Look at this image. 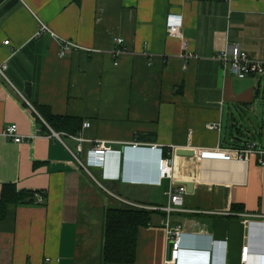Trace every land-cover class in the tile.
I'll list each match as a JSON object with an SVG mask.
<instances>
[{"label": "crops", "instance_id": "crops-1", "mask_svg": "<svg viewBox=\"0 0 264 264\" xmlns=\"http://www.w3.org/2000/svg\"><path fill=\"white\" fill-rule=\"evenodd\" d=\"M170 14L182 16L181 36L168 33ZM42 23L79 47L59 56V39L49 31L37 34ZM120 36L126 50L116 55ZM234 44L264 61V0H0V63H7L8 77L0 73V196L5 183L43 191L0 210V264H43L46 256L51 264H106L108 208L129 206L124 198L166 205L168 192L179 185L187 189L186 181L193 186L183 209L169 215L170 225L184 231L177 264H209L211 239H227V264H264V255L253 253L242 261L247 240L252 250H264V240H252L255 223L264 222V164L257 153L243 160L198 159L175 151L173 181L118 178L124 154H133L124 145L135 141L166 150L248 141L264 147L257 126L262 77H239L215 58ZM34 101L55 114L81 116L79 133L58 138ZM246 119L252 125L247 130ZM214 122L220 129L207 126ZM11 123L24 136L21 142L3 134ZM98 140L122 153L109 154L106 168H86L73 152L82 142L79 157L87 164ZM136 151L146 161L130 168L134 176L155 177L158 151ZM166 218L165 211L155 210L152 222L138 228L134 262L113 264H163ZM248 219L254 225L247 226Z\"/></svg>", "mask_w": 264, "mask_h": 264}, {"label": "built area", "instance_id": "built-area-1", "mask_svg": "<svg viewBox=\"0 0 264 264\" xmlns=\"http://www.w3.org/2000/svg\"><path fill=\"white\" fill-rule=\"evenodd\" d=\"M182 16L170 14L167 17V30L170 35L181 36V26H182ZM43 31H49L55 38H58L60 41L59 56H64L68 52L79 47L78 44L73 41L59 36L54 31H52L45 23H42L40 31L37 34H40ZM9 39L5 40L4 43L8 44ZM115 41L118 43V47L112 50L116 55L123 53L126 50L125 39L124 37H116ZM215 58L218 59L222 68L230 69L239 77H245L248 75L263 77L264 76V61L259 59H254L249 56L248 52L245 51L239 44L229 45L225 49L219 51L215 54ZM7 68V63H0V73L6 77L5 69ZM27 100V99H26ZM85 126L90 125V122L86 121ZM209 128L220 129V123H208ZM3 134L10 139L21 142L24 139L19 133L17 123L8 124L4 130ZM54 134L60 138L61 135L68 134L67 132H55ZM34 135H30L28 138H32ZM75 136V135H74ZM77 137V136H76ZM79 138V137H77ZM82 141V138H79ZM134 149H144V150H157L158 156L156 159V172L155 177H152V182L154 184H161L163 179L169 178L171 181L174 179L175 173V163H174V154L176 151V146L172 145L169 150L165 151L163 146L158 144H149V145H140L137 141L130 144H125L124 148ZM195 150V155L198 159L206 157H236L237 159L243 160L250 153H257L259 155V163L264 164V147H259L258 144L254 141H248L242 145H235L229 147L217 146L215 148H201V147H191ZM83 152L82 142L77 146V151L73 152L78 161L87 168L88 165H101L109 154H121L122 149L113 148L111 145H108L106 141H94L93 146L87 152L88 163L82 162L80 159V154ZM96 182L106 190L110 191L114 195L118 196L115 192L106 187L102 182L96 179ZM186 186L179 185L177 188H172L169 194V202L166 205H148L140 203L137 201H132L129 199H121L127 205L143 209H154L161 210L167 213V218L164 220V227L166 231V239L168 244V251L165 254L163 264H177L181 256V251L183 248V234L184 231L180 225L171 226L169 223V215L174 210L183 209L184 205V195L186 193ZM119 197V196H118ZM261 218H264V215ZM252 220H246L247 226H251ZM264 221V220H262ZM250 246L247 240V243L243 247V256L242 261L247 262ZM216 251L217 257L215 261H212L210 257V252ZM209 253V264H227V239H211L210 245L208 246ZM264 255V254H263ZM53 258L51 256L44 257L43 264H51ZM27 264H31L30 262Z\"/></svg>", "mask_w": 264, "mask_h": 264}, {"label": "trees", "instance_id": "trees-1", "mask_svg": "<svg viewBox=\"0 0 264 264\" xmlns=\"http://www.w3.org/2000/svg\"><path fill=\"white\" fill-rule=\"evenodd\" d=\"M42 118L57 132L76 135L82 126V117L78 115H59L52 111L50 105L33 102ZM45 131L47 125L38 117ZM166 151V149H165ZM43 191L18 190L14 183H5L0 196V210L10 203L25 202L28 196ZM44 194V193H43ZM32 200V199H28ZM241 205H234L239 208ZM154 209H143L132 206L110 207L106 215V241L104 261L106 264L116 262L133 263L136 257L137 232L140 226L152 222Z\"/></svg>", "mask_w": 264, "mask_h": 264}, {"label": "water", "instance_id": "water-1", "mask_svg": "<svg viewBox=\"0 0 264 264\" xmlns=\"http://www.w3.org/2000/svg\"><path fill=\"white\" fill-rule=\"evenodd\" d=\"M25 94L30 97L31 94H32V89H31V83L30 82H27L26 83V87H25ZM176 154L178 155H188V156H193L195 155V150L190 148V147H179L176 149ZM145 157H143L142 155V152L141 151H136L134 153L133 151V154L130 155L128 157V162L131 164V165H134L135 162H137L138 164L140 165H143L145 163ZM187 184V190L188 191H191L192 190V186H193V182L192 181H186L185 182ZM254 225V223L251 224V226ZM255 227H256V233H252V237L254 240L253 242L255 241H261V240H264V222L262 223H255ZM249 246H250V253H249V257L250 255L253 253V254H259V255H263L264 254V250H252V246L251 244L249 243Z\"/></svg>", "mask_w": 264, "mask_h": 264}, {"label": "clouds", "instance_id": "clouds-1", "mask_svg": "<svg viewBox=\"0 0 264 264\" xmlns=\"http://www.w3.org/2000/svg\"><path fill=\"white\" fill-rule=\"evenodd\" d=\"M105 162L106 161H104L103 164H101V166H103L104 168H106L107 166ZM130 168H134V165H131L128 162V158H126L124 154L122 165H121V172L119 173L118 178H120V180L124 182L139 183V184H153L152 182L153 176H149V175L141 176V177L134 176V172L131 171ZM210 257L212 261H215L217 257V252L211 251Z\"/></svg>", "mask_w": 264, "mask_h": 264}, {"label": "rangeland", "instance_id": "rangeland-1", "mask_svg": "<svg viewBox=\"0 0 264 264\" xmlns=\"http://www.w3.org/2000/svg\"><path fill=\"white\" fill-rule=\"evenodd\" d=\"M261 84V87H260V93H259V99H260V103H261V106H262V109H261V117L259 118V121L257 123V126L258 128H261L263 130V134H262V139H264V76L262 77V80L260 82ZM251 120H254V118L256 119L257 121V118L256 117H253L252 115L250 116ZM247 120V119H246ZM245 120V125H244V129L247 130V125L250 126V128H252V125H251V122L248 123V120L246 121ZM248 133H250V135L253 133L256 137L260 138V132H254V131H248ZM85 156L82 155V159H84ZM137 166H139L140 164H138L137 162L135 163ZM133 193H134V186H131L129 188ZM140 189H143L144 188H140Z\"/></svg>", "mask_w": 264, "mask_h": 264}, {"label": "bare ground", "instance_id": "bare-ground-1", "mask_svg": "<svg viewBox=\"0 0 264 264\" xmlns=\"http://www.w3.org/2000/svg\"><path fill=\"white\" fill-rule=\"evenodd\" d=\"M136 163V162H135ZM134 163V167H136V164Z\"/></svg>", "mask_w": 264, "mask_h": 264}]
</instances>
